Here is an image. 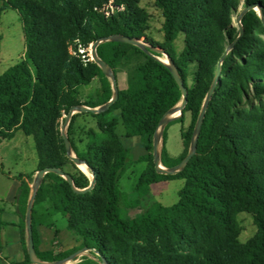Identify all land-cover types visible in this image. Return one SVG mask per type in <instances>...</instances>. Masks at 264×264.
I'll return each mask as SVG.
<instances>
[{
    "label": "trees",
    "instance_id": "trees-1",
    "mask_svg": "<svg viewBox=\"0 0 264 264\" xmlns=\"http://www.w3.org/2000/svg\"><path fill=\"white\" fill-rule=\"evenodd\" d=\"M105 1L5 0L0 7V14L7 8L19 14L25 38L23 57L0 73V141L22 129L33 137L38 169L59 167L72 176L76 188L87 187L90 177L66 155L57 127L59 118L72 105L96 107L107 102L113 90L101 67L93 60L85 61L79 53L73 54L71 44L88 45L112 34L140 38L146 28L138 0H118L125 9L109 15L101 10ZM154 1L164 17L162 48L187 88V103L176 119L186 111L191 113L190 125L182 130L183 151L177 158L167 152V124L164 127L161 163L165 167L177 164L188 153L195 122L220 67L195 154L175 174L155 170V131L163 115L182 100V92L169 66L156 57L159 52L150 50L148 54L131 43L102 41L97 54L111 66L116 79L120 61L132 62L130 58L136 55L140 62L134 66L127 87H118V98L109 109L84 112L96 119L98 130H88L83 147L72 138L80 113L71 116L67 135L72 151L95 173V183L77 193L62 175L47 172L34 204L47 201L51 211L66 216L68 227L82 242L58 253L41 250L33 216L37 256L54 261L86 247L107 264H264V0H244L243 8H249L240 16L242 32L232 20L240 0ZM180 33L184 34L185 46L177 54L174 40ZM191 64L196 66L193 84L188 81ZM96 77L102 87L100 97L82 100L79 87ZM248 92L260 99L261 105L247 106ZM114 110H119V117L110 115ZM119 122L124 125V134L117 132ZM132 136H140L147 151L137 159L148 162L137 191L146 192L151 183L169 178H181L185 183L174 204L156 202L144 213L125 219L119 215L120 207L138 205L137 200H126L118 187L130 165L122 138ZM26 176L28 180L33 177ZM29 196L30 188L25 185L16 195L27 259L15 264H35L27 251L25 213ZM241 211L251 213L257 228L244 245L237 239L236 214ZM189 228L196 231V241L202 246L200 255L172 250L170 235L179 236ZM159 235L165 237L163 247L149 240ZM95 263L88 258L81 262Z\"/></svg>",
    "mask_w": 264,
    "mask_h": 264
},
{
    "label": "rangeland",
    "instance_id": "rangeland-1",
    "mask_svg": "<svg viewBox=\"0 0 264 264\" xmlns=\"http://www.w3.org/2000/svg\"><path fill=\"white\" fill-rule=\"evenodd\" d=\"M4 3L5 0H0V7H2ZM137 5L143 12V15H145L144 17L146 27L139 39L150 47L163 50L162 44L164 38L162 25L164 17L162 15L161 9L155 4L154 0H138ZM243 6L244 0H240L238 11L236 13L234 12L232 15L233 24L236 27L238 26L235 17L237 16V13L243 8ZM253 6L257 9L258 13H260L257 4L255 3ZM124 9L125 5L120 4L118 0H106L101 6V10L107 15L114 14L118 10L123 11ZM261 36L264 37V35ZM90 44L91 43L88 45H81L79 42L75 41L71 44V51L73 54L79 53L80 57H82L85 61H92L90 56ZM184 46V34L180 33L174 40V48L176 53L179 54L183 50ZM24 51L25 38L20 16L14 9H4L0 14V73L4 72L10 65L19 61L23 57ZM156 56L164 61H167V56L163 51H160L159 55ZM135 57L136 55H133L130 58L133 60L132 62L124 59L118 64L117 71L120 77L117 76V80L119 85L121 84L120 78L124 79L125 81L131 78L134 66L140 62L139 57ZM195 69V64H191L188 74L189 84H193V73ZM101 93L102 87L100 80L97 77L94 78L91 83L84 84L79 87V96L84 101H96L100 97ZM248 95L250 100L247 106L251 104L253 106H257L261 103L260 99L253 97L252 92H248ZM261 110L264 112V100ZM67 112L63 110L58 121L57 127L60 135H62V129H64V131L67 133L69 122L64 126V119ZM79 113L80 114L77 116L74 123V132L72 134V138L79 147H83L88 141V130L90 128L98 130V125L96 119L91 114L84 112ZM110 115H116L119 117L120 112L119 110H114ZM176 115L179 114H173L172 117ZM190 123L191 113L189 111H186L180 119L173 118L168 122L166 127V149L170 157L177 158L183 151L182 130H186ZM117 132L124 134L125 128L122 122H119L117 125ZM30 139L33 142L32 137ZM122 142L127 149V157L130 161V165L121 175L118 181V187L125 195L126 200H137L138 205L121 206L119 209V215L122 218L129 219L144 213L156 202H160L165 206L174 204L179 199L178 193L179 190L184 186L185 180L181 178H169L151 183L146 192H143L142 189L137 191L136 187L139 179L148 164L147 161L137 160L142 153H147L143 144L144 140H142L140 136H133L123 137ZM149 162L152 163V159H149ZM24 165H28L27 160L25 161ZM6 169H8V166H6ZM86 175L90 177L91 181L92 174L89 169ZM33 179L34 176L25 183V186L30 188V192ZM236 224L238 241L243 245L247 244V242L253 238L257 232V228L251 213L247 211L238 212L236 214ZM64 226L65 220L63 217H61L58 220V227L63 228ZM170 236L173 247L172 250L194 255L201 254L202 246L198 241H196V239L198 240V238H196L197 234L192 228L186 229L185 232L179 236L173 234ZM149 240L155 244H158L160 247L161 245L163 247V241L165 242V237L164 235L151 236ZM88 255H90V257ZM87 258L95 261V264H101L102 262L96 252L91 253L88 251L87 255L84 256L77 254L74 260H69L66 264H75L76 260H80L76 264H81V262L85 261Z\"/></svg>",
    "mask_w": 264,
    "mask_h": 264
},
{
    "label": "crops",
    "instance_id": "crops-1",
    "mask_svg": "<svg viewBox=\"0 0 264 264\" xmlns=\"http://www.w3.org/2000/svg\"><path fill=\"white\" fill-rule=\"evenodd\" d=\"M117 76L120 77L118 71ZM128 81L120 78V85L117 80L118 87L126 88ZM31 137L22 129H18L12 137L0 141V264H15L27 259V252L21 239V217L17 211L16 195L28 181L26 175L35 176L38 170V155ZM143 154L145 153L141 155ZM26 160L27 166L24 165ZM83 171L87 174L86 166ZM33 216L39 233L41 250L58 253L81 244L82 238L68 227L66 216L51 211L47 201L33 204L32 218ZM61 217L65 220L63 228L58 227V220ZM88 251L91 252L88 248L84 249L78 255H87ZM74 259L75 257L71 260ZM78 261L76 260V263Z\"/></svg>",
    "mask_w": 264,
    "mask_h": 264
},
{
    "label": "water",
    "instance_id": "water-1",
    "mask_svg": "<svg viewBox=\"0 0 264 264\" xmlns=\"http://www.w3.org/2000/svg\"><path fill=\"white\" fill-rule=\"evenodd\" d=\"M249 7H245L243 8L239 15H237L235 17L237 26L239 27L240 31L242 32V26L240 23V16L241 14L247 10ZM260 16H262L261 12L259 13ZM107 40H115V41H123V42H127V43H131L134 45L139 46L141 49H143L146 53L150 54V50L153 51H163L161 49H157V48H153L150 47L149 45L145 44L144 42H142L139 38L137 37H131L128 35H123V34H112L106 37H101L98 38L97 40L91 42L90 44V56L91 59L97 63L102 71L105 73V75L110 79L111 81V85H112V90H113V94L112 97L105 103L96 106V107H90L84 104H80V105H72L69 108V111L66 114V117L64 119V126L69 122L71 116L75 113V112H87V111H91V112H103L107 109L110 108V106L117 100L118 95H119V88H118V84H117V79L115 76V73L113 71V69L111 68V66L104 61L103 59H101L96 51V48L98 46L99 43H101L102 41H107ZM231 43L230 45L227 46L226 48V52L232 47ZM165 53V52H164ZM166 54V53H165ZM167 56V61H164L162 59H160L159 57H157L158 59H160L161 61H163L164 63H166L169 66V69L175 79V81L177 82L181 92H182V100L180 101V103L176 106H174L173 108L169 109L161 118L159 125L155 131L154 137H153V162H154V167L155 170L159 173H164V174H175L178 171H180L183 167L186 166V164L188 163L189 159L192 157L193 154H195L196 151V144H197V139H198V135L201 129V125L204 119V115H205V111L209 102V99L212 95L213 89L215 87L217 78L219 76V72H220V67H218L216 75L211 83L210 88L208 89L206 96L204 98L203 104L201 106L200 112L198 114L197 120L195 122L194 125V129H193V136L190 142V147L188 150V153L185 155V157H183L176 165L171 166V167H165L162 163H161V146H162V134H163V130L164 127L166 126V124H168V122L170 120H172L173 118L178 117L179 115L182 114V110L185 107L186 103H187V88L184 85V82L179 74V71L177 70L175 64L173 63V61L170 59V57L166 54ZM176 112H179V115H176L174 117L173 114H175ZM62 133V137L64 140V145H65V149H66V155L72 160L74 161V163L79 167L80 164H85L87 166V163L77 157L75 154H73L72 148H71V143H70V139L67 135V133L64 131V129H62L61 131ZM80 168V167H79ZM56 172L60 175H62L68 182L69 184L72 186L73 190L77 193H82L85 192L89 189H91L95 183V173H91L92 174V179L89 183V185L85 188H76L73 185V178L72 176L63 171L61 168L59 167H54V166H45L43 168H40L37 170L33 182H32V186H31V192H30V196L28 199V203H27V208H26V213H25V227H26V238H27V251H28V255H29V259L31 260V262L35 263V264H64L66 261H69L71 259H73L79 252H81L84 249H87L86 247H83L81 249H79L78 251L68 255L67 257L61 258V259H57L54 261H45V260H41L36 253L35 250V246H34V239H33V224H32V210H33V204H34V200H35V196L37 193V190L44 178L45 173L47 172ZM101 264H107V262L102 259Z\"/></svg>",
    "mask_w": 264,
    "mask_h": 264
},
{
    "label": "bare ground",
    "instance_id": "bare-ground-1",
    "mask_svg": "<svg viewBox=\"0 0 264 264\" xmlns=\"http://www.w3.org/2000/svg\"><path fill=\"white\" fill-rule=\"evenodd\" d=\"M167 59V58H166ZM175 114H179V112H176ZM85 164H80L79 167L82 168L83 170L85 169ZM87 167V166H86ZM68 261H66L64 264H66Z\"/></svg>",
    "mask_w": 264,
    "mask_h": 264
}]
</instances>
